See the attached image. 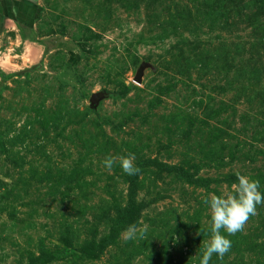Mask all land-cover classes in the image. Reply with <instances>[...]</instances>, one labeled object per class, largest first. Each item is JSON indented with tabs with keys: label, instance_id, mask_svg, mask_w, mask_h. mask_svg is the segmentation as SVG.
Returning <instances> with one entry per match:
<instances>
[{
	"label": "rangeland",
	"instance_id": "1",
	"mask_svg": "<svg viewBox=\"0 0 264 264\" xmlns=\"http://www.w3.org/2000/svg\"><path fill=\"white\" fill-rule=\"evenodd\" d=\"M236 173L264 193V0H0V264H199ZM228 238L264 264V204Z\"/></svg>",
	"mask_w": 264,
	"mask_h": 264
},
{
	"label": "clouds",
	"instance_id": "2",
	"mask_svg": "<svg viewBox=\"0 0 264 264\" xmlns=\"http://www.w3.org/2000/svg\"><path fill=\"white\" fill-rule=\"evenodd\" d=\"M117 162L126 175H135L140 171L134 164L132 154L106 156L100 163L110 171ZM202 200L208 212V227L199 264H209L213 254L222 259L229 251L232 241L228 237L241 231L248 218L256 214L257 206L264 204V193L260 191L259 180L236 173V181L229 189L219 194L209 192ZM144 231L142 228L137 229L135 225H129L124 229V235L129 240L138 239L143 238Z\"/></svg>",
	"mask_w": 264,
	"mask_h": 264
},
{
	"label": "water",
	"instance_id": "3",
	"mask_svg": "<svg viewBox=\"0 0 264 264\" xmlns=\"http://www.w3.org/2000/svg\"><path fill=\"white\" fill-rule=\"evenodd\" d=\"M143 68H144V64L139 65L137 72L134 76V81L139 82Z\"/></svg>",
	"mask_w": 264,
	"mask_h": 264
}]
</instances>
